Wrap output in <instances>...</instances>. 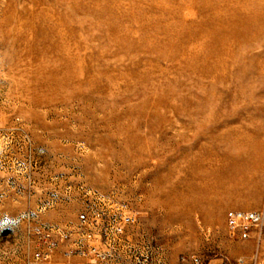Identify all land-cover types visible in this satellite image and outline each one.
Returning a JSON list of instances; mask_svg holds the SVG:
<instances>
[{
    "label": "rangeland",
    "instance_id": "rangeland-1",
    "mask_svg": "<svg viewBox=\"0 0 264 264\" xmlns=\"http://www.w3.org/2000/svg\"><path fill=\"white\" fill-rule=\"evenodd\" d=\"M263 204L264 0H0V264L217 263Z\"/></svg>",
    "mask_w": 264,
    "mask_h": 264
},
{
    "label": "built area",
    "instance_id": "built-area-1",
    "mask_svg": "<svg viewBox=\"0 0 264 264\" xmlns=\"http://www.w3.org/2000/svg\"><path fill=\"white\" fill-rule=\"evenodd\" d=\"M226 227L228 230V235L232 240H240V241H249L253 240L258 248H260L264 244V204L258 210H230L226 213ZM81 223H86L87 218L85 214L80 216ZM123 224L133 225L135 223V219L132 216L123 217V221L120 223H116L114 226H111V235L109 237V249L107 251L101 250L98 245L90 246L86 249V253H81V255H89L92 257L93 263L103 262L110 260L115 257V244L118 242H123L125 232L122 227ZM62 239H68L67 234H62ZM118 241V242H117ZM125 253L127 257H131L130 253L133 251V247L128 246L127 244L124 246ZM52 251V250H50ZM49 254H46L48 257ZM37 258H42V254L38 253L36 255ZM134 258V257H133ZM146 259L143 255L135 257L136 264H145ZM180 264H204L202 260L198 258H193L192 260H188L187 257H182ZM252 264H258V252L255 253Z\"/></svg>",
    "mask_w": 264,
    "mask_h": 264
},
{
    "label": "crops",
    "instance_id": "crops-1",
    "mask_svg": "<svg viewBox=\"0 0 264 264\" xmlns=\"http://www.w3.org/2000/svg\"><path fill=\"white\" fill-rule=\"evenodd\" d=\"M244 243V252L241 255L237 256H227L225 259L220 260L217 263H210V264H252V259L256 252H258V264H263L264 262V247L260 249L257 247L253 240L249 241H240V240H232V243ZM230 243V242H229ZM158 246L160 245L158 241L155 242Z\"/></svg>",
    "mask_w": 264,
    "mask_h": 264
},
{
    "label": "bare ground",
    "instance_id": "bare-ground-1",
    "mask_svg": "<svg viewBox=\"0 0 264 264\" xmlns=\"http://www.w3.org/2000/svg\"><path fill=\"white\" fill-rule=\"evenodd\" d=\"M238 13V12H237ZM216 16V15H214ZM234 16V15H233ZM219 25V24H218ZM235 25V24H234ZM233 27V26H232ZM237 27V26H236ZM223 35V34H222ZM247 36V35H246ZM248 40V39H247ZM246 41V40H245ZM206 167V166H204ZM236 168V167H235ZM241 170V169H240ZM235 181V182H234ZM247 184V180L246 179H242V180H239V181H236L235 179L233 180V182L231 183V187H232V190H237V188H242L244 185Z\"/></svg>",
    "mask_w": 264,
    "mask_h": 264
}]
</instances>
